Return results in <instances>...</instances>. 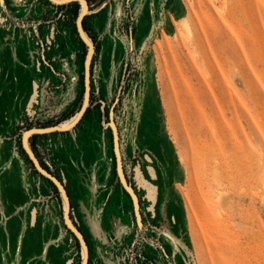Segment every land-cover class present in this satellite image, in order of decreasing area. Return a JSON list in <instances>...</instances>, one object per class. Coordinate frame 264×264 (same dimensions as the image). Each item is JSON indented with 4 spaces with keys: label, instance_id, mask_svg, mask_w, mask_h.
Here are the masks:
<instances>
[{
    "label": "rangeland",
    "instance_id": "rangeland-1",
    "mask_svg": "<svg viewBox=\"0 0 264 264\" xmlns=\"http://www.w3.org/2000/svg\"><path fill=\"white\" fill-rule=\"evenodd\" d=\"M51 1L0 0V264H264V0H87V105Z\"/></svg>",
    "mask_w": 264,
    "mask_h": 264
},
{
    "label": "water",
    "instance_id": "water-1",
    "mask_svg": "<svg viewBox=\"0 0 264 264\" xmlns=\"http://www.w3.org/2000/svg\"><path fill=\"white\" fill-rule=\"evenodd\" d=\"M49 1L52 2L51 0H49ZM71 2H78L80 5L85 6V8H87V10L89 11V3H88L87 0H73ZM52 3L55 4V5H61V4H56L54 2H52ZM81 11H82V6H81V10H80L79 16H78L77 21H76V28H77V32H78L81 40L86 44L85 40L83 39V35H82L84 33L83 19L85 18L86 15L82 16V12ZM86 46H87V44H86ZM87 49H88V52H87V55H86L85 67H84V72H85L84 105H87L89 103V100H90V90H91V88H90V85H91L90 69H91V62H92V59H93V57H92L91 61H90V57H91L90 54H91V52H93V55L95 53V48L94 47H89L88 48V46H87ZM84 105H83V107H84ZM81 109L79 111H81ZM85 111H86V108H85V110L83 112V115H84ZM109 119H110V125H111V128H112V131H113V146H114L113 149H114V155H115V161H116V174H117V177H118L120 185L127 192V194L129 195V197L132 200L133 211H134V215H135V218H136V222H137V225L140 226V224H141L140 223L141 213H140L139 198H138L137 194L135 193V190L133 189V187L128 183V181L126 179V176H125V172H124L123 165H122V157H121V151H120V145H119V136H118V131H117V129H116L115 125H114V122H113L114 120H113V111L112 110L109 113ZM55 127L56 126L50 127V128L41 129V130H43L44 133L56 132L58 130H56ZM32 131H34V130H28L22 136L23 147H24V149L26 150V152L28 153L29 156L31 154H32V156H34L32 151H31V149H30V147H29V138H30L31 135L27 138V141H26L29 149H27V147L25 146L24 140H25V137L28 135V133H30ZM32 133H35V132H32ZM31 159L33 160V162H34L35 166L37 167V169L39 170V172L41 174H43L44 176H46L47 178H49L50 180H52L54 182V184L58 188H60L61 191H63L65 193L61 183L56 178H54L49 173H47L44 169H42L41 166L39 165V163L36 161L35 157H34V159L31 157ZM68 221H69V219H68ZM76 237L78 238V240H79L81 245H86L85 239L79 238L77 235H76Z\"/></svg>",
    "mask_w": 264,
    "mask_h": 264
},
{
    "label": "trees",
    "instance_id": "trees-1",
    "mask_svg": "<svg viewBox=\"0 0 264 264\" xmlns=\"http://www.w3.org/2000/svg\"><path fill=\"white\" fill-rule=\"evenodd\" d=\"M79 6H80V4L78 2H73V3H70L68 5H63V6H54V5L50 4V7L52 10L62 11V10L70 9L72 11V16L74 18L75 23L77 21L79 13H80ZM83 29L85 31H87V29H86V18L83 19ZM36 137H38V136L37 135L32 136L30 138L31 142H33Z\"/></svg>",
    "mask_w": 264,
    "mask_h": 264
},
{
    "label": "bare ground",
    "instance_id": "bare-ground-1",
    "mask_svg": "<svg viewBox=\"0 0 264 264\" xmlns=\"http://www.w3.org/2000/svg\"><path fill=\"white\" fill-rule=\"evenodd\" d=\"M56 1H60V2H64V1H66V0H56ZM70 1H73V0H70ZM83 9H84V7H83ZM83 15V14H82ZM82 18V17H81ZM90 56H92L91 54H90ZM93 57V56H92ZM90 59H91V57H90ZM82 112V111H81ZM80 112V113H81ZM56 129V128H55ZM33 132V131H32ZM35 132V131H34ZM28 135L30 136L31 135V132L30 133H28ZM28 136V137H29ZM140 223H141V220H140ZM141 225V224H140ZM82 254H83V259L84 260H86L87 259V252H86V250L85 249H83V252H82Z\"/></svg>",
    "mask_w": 264,
    "mask_h": 264
}]
</instances>
